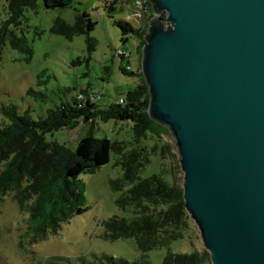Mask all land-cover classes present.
<instances>
[{"label":"water","instance_id":"95a60500","mask_svg":"<svg viewBox=\"0 0 264 264\" xmlns=\"http://www.w3.org/2000/svg\"><path fill=\"white\" fill-rule=\"evenodd\" d=\"M148 113L212 264H264V0H146Z\"/></svg>","mask_w":264,"mask_h":264},{"label":"trees","instance_id":"16d2710c","mask_svg":"<svg viewBox=\"0 0 264 264\" xmlns=\"http://www.w3.org/2000/svg\"><path fill=\"white\" fill-rule=\"evenodd\" d=\"M1 1V0H0ZM39 1L47 9L69 7L73 0H7L8 18L0 24V61L7 42L13 49L25 54L31 60L34 48L24 32L17 28L23 23L27 8L36 10ZM136 1L133 7L136 10ZM143 13L136 18V27L131 21L117 19L126 38L133 35L140 40V66L133 71L131 65L121 69L129 75L139 76L138 84L131 90L106 106L91 99L98 92L82 90L78 98L71 103H62L49 109L45 116L34 119L29 111L20 113L14 104H3L0 112L8 122L0 124V201L12 194L18 207L28 212V224L24 236L29 244L47 239L50 234H57L64 222L77 214L86 212L85 183L80 179L82 173L95 174L109 163L111 154L118 155L116 165H120L123 175L110 179V187L119 191L117 206L131 211V216L114 215L102 221V237L116 241L133 237L138 249L145 253L152 249L168 246L181 239L189 229L192 218L185 206L184 187L171 177L165 178L167 169L162 166L158 173L142 178L141 170L151 162L152 153H159L162 160L171 150L169 144L158 147V141L169 134L167 127L152 120L148 113L150 94L142 73V47L149 21L153 16L152 6L146 0ZM96 21L84 11L76 15L74 22L62 17L53 21L51 31L67 39L86 35L89 50L95 48L96 40L91 32ZM120 56L123 58L122 52ZM128 57V56H127ZM125 57V58H127ZM77 59L74 64L80 63ZM44 74V73H42ZM42 74L40 76H42ZM35 97L46 95L30 89ZM95 123L97 120L111 119L131 122L133 141L131 147L125 141L108 137L86 135L80 139L76 149H71L57 141H48L46 134L63 128H75L80 120ZM156 138L149 145L148 140ZM95 261H89L84 255L78 257L81 264H152L148 258L129 261L124 257L107 254L95 255ZM210 253L195 250L192 253L168 251L162 264H211ZM37 264H72L60 257L58 261Z\"/></svg>","mask_w":264,"mask_h":264},{"label":"rangeland","instance_id":"374dc122","mask_svg":"<svg viewBox=\"0 0 264 264\" xmlns=\"http://www.w3.org/2000/svg\"><path fill=\"white\" fill-rule=\"evenodd\" d=\"M6 7L7 0H1L0 24L9 16ZM84 11L96 21L95 29L91 32L96 40L92 50H89L86 35H78L70 40L51 31L55 18L62 17L74 22L76 15ZM136 12L133 0H73L69 7L63 9H47L39 1L36 10L27 8L23 23L16 30L19 34H26L34 53L31 60H26L24 53L13 49L9 42L5 44L0 61V107L14 104L20 113L29 111L34 119H39L49 109L73 102L86 89L98 92L97 97L91 95V99L101 106L117 101L133 89L140 79L139 76L126 74L121 66L131 65L133 71H138L141 55L138 49L140 40L131 35L127 36L128 41L125 43L126 36L115 21L126 19L138 27ZM120 52H125L123 58ZM77 59L81 62L74 64ZM30 89L40 91L46 97H35L29 93ZM6 122L8 119L0 112V124ZM131 125V122L114 119H99L95 123L81 119L75 128L48 133L46 138L73 150L86 135L125 141L131 147ZM155 141L156 138H150L148 143L152 145ZM158 143V147L169 144L171 150L164 160L159 153H152L151 162L141 170L140 176L149 177L160 172L164 166L168 171L164 174L166 179L171 180L172 177L183 184L184 171L175 138L169 131ZM117 160L118 155L112 153L109 163L99 172L82 173L80 179L85 183L86 205L89 209L64 222L57 234H50L47 239L32 245L24 236L28 212L18 207L12 194L0 201V264L47 263L58 261L60 257L65 262L69 259L72 264H81L78 257L84 255L89 261H95V255L101 254L124 257L129 261L148 258L152 264H162L168 251L209 252L194 220L183 238L145 253L138 249L133 237L105 240L102 237L103 220L114 215L131 216L130 210L123 211L117 206L116 199L120 192L110 187V179L123 175L122 167L116 165Z\"/></svg>","mask_w":264,"mask_h":264},{"label":"built area","instance_id":"2783aa9c","mask_svg":"<svg viewBox=\"0 0 264 264\" xmlns=\"http://www.w3.org/2000/svg\"><path fill=\"white\" fill-rule=\"evenodd\" d=\"M136 10H137V12H136V18H139L141 15H142V13H143V3H142V1L141 0H137L136 1ZM135 18V19H136ZM125 52H122V54H124Z\"/></svg>","mask_w":264,"mask_h":264}]
</instances>
